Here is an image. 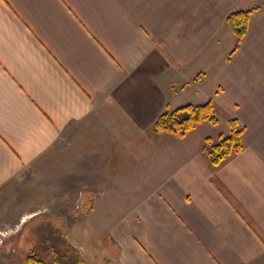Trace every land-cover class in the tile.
Masks as SVG:
<instances>
[{"label": "crops", "instance_id": "0c3cea01", "mask_svg": "<svg viewBox=\"0 0 264 264\" xmlns=\"http://www.w3.org/2000/svg\"><path fill=\"white\" fill-rule=\"evenodd\" d=\"M253 8L229 56L225 18ZM207 102L216 125L153 132ZM231 119L243 148L213 166L204 141ZM55 148L69 214L122 201L88 264H264V0H0V200ZM24 211L0 208V264H28L3 251Z\"/></svg>", "mask_w": 264, "mask_h": 264}, {"label": "rangeland", "instance_id": "374dc122", "mask_svg": "<svg viewBox=\"0 0 264 264\" xmlns=\"http://www.w3.org/2000/svg\"><path fill=\"white\" fill-rule=\"evenodd\" d=\"M219 135H224V133H219ZM58 159L59 154L55 148L45 166L37 165L31 168L23 179L17 180L15 184H7L3 189L0 208H16L25 210L24 212L29 214L27 217H19L25 218L27 223L23 227L20 226L21 231H17L16 237L9 234L12 238L4 239L7 240L3 251L10 252V246L15 244L18 250L27 253V257L34 255L47 264H72L77 260L88 264L94 256L93 251L98 247L100 249L103 245V231L112 221L115 222L122 215L119 213L123 210L122 201H104L105 205L98 206L97 213L90 219L86 211L84 212L86 214L81 217L69 214L78 205V200L74 198L77 188L70 185L71 198H66V196V199L62 200L61 185L58 184L57 177L63 170L59 168ZM67 159L71 157L68 156ZM33 212L34 217L30 216ZM63 212L67 213L63 215ZM3 218L8 219L10 222L6 224L11 226L20 220L16 219L17 217L14 220L8 212ZM5 231L7 232V229ZM26 236L34 238L33 243L27 248L25 244L22 245ZM69 242H72L78 249L77 253ZM13 258L11 260L21 258V255L17 254Z\"/></svg>", "mask_w": 264, "mask_h": 264}, {"label": "trees", "instance_id": "16d2710c", "mask_svg": "<svg viewBox=\"0 0 264 264\" xmlns=\"http://www.w3.org/2000/svg\"><path fill=\"white\" fill-rule=\"evenodd\" d=\"M256 10L257 8L247 11L239 10L226 16L225 25L231 31L235 39L233 49L229 56L239 48L240 43L248 30L249 17L251 13ZM204 122H208L211 125L217 124V119L214 116V108L211 102L197 106L185 105L173 111H166L154 122L152 130L156 134H173L182 138ZM228 128V134L219 135L216 143H213L210 138H207L204 141L202 151L209 158L213 166H219L226 158L239 153L243 148V128L239 125L238 121L236 119L229 120ZM26 261L28 264H47L34 255L26 257ZM72 264L83 263L82 261L77 260Z\"/></svg>", "mask_w": 264, "mask_h": 264}, {"label": "water", "instance_id": "95a60500", "mask_svg": "<svg viewBox=\"0 0 264 264\" xmlns=\"http://www.w3.org/2000/svg\"><path fill=\"white\" fill-rule=\"evenodd\" d=\"M73 248V247H72ZM74 249H75V252L77 253V249L74 247Z\"/></svg>", "mask_w": 264, "mask_h": 264}]
</instances>
